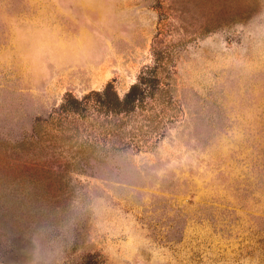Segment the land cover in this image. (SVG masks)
<instances>
[{
	"label": "rangeland",
	"instance_id": "1",
	"mask_svg": "<svg viewBox=\"0 0 264 264\" xmlns=\"http://www.w3.org/2000/svg\"><path fill=\"white\" fill-rule=\"evenodd\" d=\"M0 264H264V0H0Z\"/></svg>",
	"mask_w": 264,
	"mask_h": 264
},
{
	"label": "trees",
	"instance_id": "2",
	"mask_svg": "<svg viewBox=\"0 0 264 264\" xmlns=\"http://www.w3.org/2000/svg\"><path fill=\"white\" fill-rule=\"evenodd\" d=\"M152 81H154L153 77L150 79L142 78L140 82L132 86L123 98L115 91L113 84H109L104 91H93L82 100L73 95H67L60 109L67 114L82 115L90 109V98L95 96L97 97L96 104L103 113L107 115L128 114L135 111L149 95L151 91H149L148 84Z\"/></svg>",
	"mask_w": 264,
	"mask_h": 264
}]
</instances>
